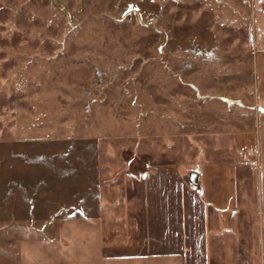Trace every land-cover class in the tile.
Masks as SVG:
<instances>
[{
  "label": "rangeland",
  "instance_id": "374dc122",
  "mask_svg": "<svg viewBox=\"0 0 264 264\" xmlns=\"http://www.w3.org/2000/svg\"><path fill=\"white\" fill-rule=\"evenodd\" d=\"M263 87L264 0H0V264H160L155 166L239 205L211 264H253Z\"/></svg>",
  "mask_w": 264,
  "mask_h": 264
},
{
  "label": "crops",
  "instance_id": "0c3cea01",
  "mask_svg": "<svg viewBox=\"0 0 264 264\" xmlns=\"http://www.w3.org/2000/svg\"><path fill=\"white\" fill-rule=\"evenodd\" d=\"M217 164L224 167V160L212 161V165ZM184 172L175 166H155L142 172L141 249L147 257L158 259L160 264H211V229L216 233L230 231V217L235 211L239 213L240 208L235 204L229 211L225 205L229 201L226 197L224 205H219L189 188L182 177ZM239 199L235 196L234 202L238 204ZM243 199L247 208H251L248 204H253L254 213L258 215L257 227L253 225L256 241L252 261L253 264H264V226L260 227V216L264 218V196L258 200H252L251 196ZM235 261L237 264H250L251 260L239 249Z\"/></svg>",
  "mask_w": 264,
  "mask_h": 264
},
{
  "label": "water",
  "instance_id": "95a60500",
  "mask_svg": "<svg viewBox=\"0 0 264 264\" xmlns=\"http://www.w3.org/2000/svg\"><path fill=\"white\" fill-rule=\"evenodd\" d=\"M194 177H195V176L193 175V176H192V180H194Z\"/></svg>",
  "mask_w": 264,
  "mask_h": 264
}]
</instances>
